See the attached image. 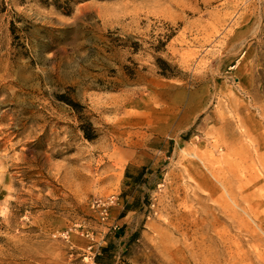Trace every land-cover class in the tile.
Returning <instances> with one entry per match:
<instances>
[{
	"label": "rangeland",
	"instance_id": "374dc122",
	"mask_svg": "<svg viewBox=\"0 0 264 264\" xmlns=\"http://www.w3.org/2000/svg\"><path fill=\"white\" fill-rule=\"evenodd\" d=\"M0 264H264V0H0Z\"/></svg>",
	"mask_w": 264,
	"mask_h": 264
},
{
	"label": "built area",
	"instance_id": "2783aa9c",
	"mask_svg": "<svg viewBox=\"0 0 264 264\" xmlns=\"http://www.w3.org/2000/svg\"><path fill=\"white\" fill-rule=\"evenodd\" d=\"M118 202L119 197L117 195L95 197L89 202L90 209L96 214L100 222L104 224L105 227L108 228V230L111 231H119L121 229L119 223L112 221L111 219L112 210L118 205ZM86 235L87 237H89L88 233Z\"/></svg>",
	"mask_w": 264,
	"mask_h": 264
},
{
	"label": "trees",
	"instance_id": "16d2710c",
	"mask_svg": "<svg viewBox=\"0 0 264 264\" xmlns=\"http://www.w3.org/2000/svg\"><path fill=\"white\" fill-rule=\"evenodd\" d=\"M2 4H3V8L1 9V11H5L7 9V5L4 1L2 2ZM165 45L166 44L163 42L160 43V47H165ZM124 48L130 49V50H132L133 53L136 54L140 51L141 46L138 42H133L131 44L124 45ZM159 50H160V48L157 47L156 51H159ZM158 61L160 63L159 65H161V66H159L161 76L166 77V78H172V77L176 76L175 71L172 69V66L169 62L164 61L162 59H159ZM67 103L69 105H71V107H73V108L76 107L75 104L73 102H71L70 100H67ZM76 111H77V113H80L78 109ZM88 124H89V126L87 128L82 125V129L85 132L86 138L92 141V140H95L97 138V135L95 134V131H94L92 124L91 123H88ZM104 251H107V249H105Z\"/></svg>",
	"mask_w": 264,
	"mask_h": 264
}]
</instances>
